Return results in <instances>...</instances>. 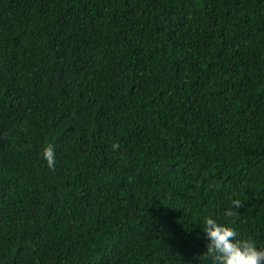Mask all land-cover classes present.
Returning <instances> with one entry per match:
<instances>
[{"label": "trees", "instance_id": "obj_1", "mask_svg": "<svg viewBox=\"0 0 264 264\" xmlns=\"http://www.w3.org/2000/svg\"><path fill=\"white\" fill-rule=\"evenodd\" d=\"M207 215L264 245V0H0V264H211Z\"/></svg>", "mask_w": 264, "mask_h": 264}, {"label": "clouds", "instance_id": "obj_2", "mask_svg": "<svg viewBox=\"0 0 264 264\" xmlns=\"http://www.w3.org/2000/svg\"><path fill=\"white\" fill-rule=\"evenodd\" d=\"M42 155L48 167H53L55 152L51 144L42 148ZM232 204L239 207L240 201L233 200ZM200 230L205 243L203 253L210 258L211 264H264V245L250 237L238 236L232 225L207 215L203 217Z\"/></svg>", "mask_w": 264, "mask_h": 264}]
</instances>
